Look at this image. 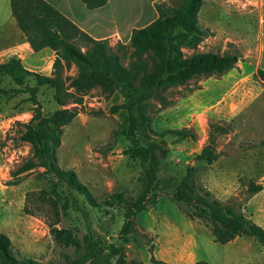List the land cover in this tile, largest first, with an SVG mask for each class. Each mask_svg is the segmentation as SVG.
Segmentation results:
<instances>
[{
  "label": "rangeland",
  "instance_id": "1",
  "mask_svg": "<svg viewBox=\"0 0 264 264\" xmlns=\"http://www.w3.org/2000/svg\"><path fill=\"white\" fill-rule=\"evenodd\" d=\"M256 2L204 1L198 18L211 31L196 50L234 53L239 56L238 62L225 74L197 76L155 92L143 103L149 119L137 127L135 137L142 145L160 147L157 153L162 160V183L153 191L156 199L152 193L146 194L149 204L137 213L133 231L127 235L121 231L129 203H104L122 191L136 199L145 194L138 180L141 160L125 153L131 145L125 89H103L99 85L90 89L83 104L78 105V115L64 127L62 144L56 149L59 166L75 169L100 204L94 206L83 193L70 189L52 173L42 174L45 168L36 159L32 170L16 174L33 153L31 144L21 140L20 134L23 123L32 118L35 105L28 92L14 91L18 85L11 77L0 78V86L9 90L0 91V232L11 237L16 254L35 258L41 264H117L119 256L126 264H156L152 257L167 264H196L201 259L209 264H264V247L256 238L242 235L232 244L219 243L211 227L190 218L186 206L174 198L188 166H197L199 184L223 201L233 199L248 216L257 214L255 222L264 223L262 200L258 197L256 203L251 201L256 194L251 195L248 189L251 182L261 184L264 175V82L258 75L262 63L255 44L259 33ZM184 51L188 55L193 52L187 48ZM44 59L49 62L35 69L45 74L53 70V65L48 56ZM129 60L122 57L124 65ZM76 73L75 66L65 71L66 75ZM160 93L168 98V105L161 104ZM37 98L45 116L61 108L51 87H41ZM73 106L77 104L68 105ZM218 124L230 126L229 132L216 135L219 158L212 164L196 160L213 125ZM185 127L195 132L194 139L156 133ZM51 182H57L62 200L59 217L49 200L39 197ZM63 202L69 203L66 211L62 210ZM57 219L59 227L73 232L77 245L53 239L50 225ZM118 249L121 253L113 254Z\"/></svg>",
  "mask_w": 264,
  "mask_h": 264
},
{
  "label": "trees",
  "instance_id": "2",
  "mask_svg": "<svg viewBox=\"0 0 264 264\" xmlns=\"http://www.w3.org/2000/svg\"><path fill=\"white\" fill-rule=\"evenodd\" d=\"M83 1L90 8H97L105 5L108 0ZM204 1L176 0L173 3V0H169L157 3L159 16L149 24L133 30L128 49L121 41L112 45L109 39L92 37L47 0H11L13 14L32 49L38 52L49 47L56 54L51 74L29 70L18 57H11L0 63V78L5 75L11 77L18 85L14 91L28 92L29 99L35 105L32 118L23 123L24 130L20 134L21 140L31 144L33 153L18 168L16 174L32 170L36 165L32 161L36 159V162L45 168L42 174L52 173L70 189L83 193L92 205L99 206L96 197L88 186L80 181L75 169H63L59 166L56 149L62 144L64 127L71 124L78 115V105L83 104L84 95L90 89L96 85L103 89H110L113 86L125 89L128 100L124 106L130 115L127 138L131 143L125 153L141 160L142 172L138 180L145 194L136 199L122 191L112 194L104 203L109 206L129 203L121 232L125 235L131 233L137 213L149 204L146 203V194L152 193L156 199L157 195L153 191L158 190L162 183L160 177L162 160L157 153L160 147L153 144L142 145L135 137L137 127L149 119L144 113L143 103L155 92L159 93L169 86L184 84L197 76L225 74L233 69L239 60L238 55L230 52L196 50L211 31L209 27L201 25L198 18ZM184 48L192 49L193 52L188 55ZM123 56L130 59L128 65L122 63ZM72 66L77 68V73L66 75L65 71ZM258 75L264 82V68H259ZM30 79L34 81L33 84L30 83ZM43 86L54 89L55 99L61 106L49 116L43 115L37 98ZM0 91L9 90L0 86ZM158 95L163 106L169 104L164 94ZM69 104L77 106L68 107ZM229 131L228 124L213 125L209 140L196 154V160L208 164L215 162L220 156L216 146V135ZM156 133L162 136L172 133L179 138L196 137L195 132L187 127L167 128ZM198 172L197 166H188L185 177L174 192L175 200L186 206V214L209 225L215 241L219 243H227L238 236L249 235L264 246V227L245 214L242 207L233 199L223 201L211 190L199 184ZM248 189L250 194L254 195L261 191L263 186L251 182ZM39 197L42 200H49L58 217L60 216L58 204L62 200L57 182H51L47 188L42 189ZM61 206L62 210L66 211L69 203L63 202ZM59 222L60 219H57L50 225L53 239L57 243L77 245L78 239L73 232L68 228L59 227ZM115 253L121 252L118 249L113 251V254ZM120 257L117 264H126ZM108 260L111 261L109 257ZM152 262L167 264L155 257H152ZM0 264L41 263L35 258L16 254L11 237L5 232H0ZM196 264L209 262L201 259Z\"/></svg>",
  "mask_w": 264,
  "mask_h": 264
},
{
  "label": "crops",
  "instance_id": "3",
  "mask_svg": "<svg viewBox=\"0 0 264 264\" xmlns=\"http://www.w3.org/2000/svg\"><path fill=\"white\" fill-rule=\"evenodd\" d=\"M47 1L92 37L129 44L135 28L143 27L159 16L156 4L168 0H108L105 5L97 8H90L83 0ZM212 1L219 2V0ZM256 1L259 33L255 44H257L260 52L261 68H264V0ZM127 6H131L132 9H128ZM134 21L141 23L136 25ZM45 56L51 59L52 66L56 56L55 51L49 47L38 52L34 51L13 14L11 0H0V63L9 60L11 57H18L21 58L26 68L39 72L35 69L36 65L49 62L45 61ZM51 72L52 70L45 74H51ZM260 179L263 189L256 193L251 201L256 203V198L259 197V200H262L261 205L264 207V175ZM252 218H257V214L252 215ZM258 222L264 227L263 222L260 220ZM238 238L239 236L229 241L230 244L236 242Z\"/></svg>",
  "mask_w": 264,
  "mask_h": 264
}]
</instances>
